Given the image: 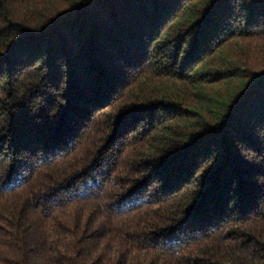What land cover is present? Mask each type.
Returning <instances> with one entry per match:
<instances>
[{
    "label": "trees",
    "instance_id": "trees-1",
    "mask_svg": "<svg viewBox=\"0 0 264 264\" xmlns=\"http://www.w3.org/2000/svg\"><path fill=\"white\" fill-rule=\"evenodd\" d=\"M0 264H264V0H0Z\"/></svg>",
    "mask_w": 264,
    "mask_h": 264
}]
</instances>
